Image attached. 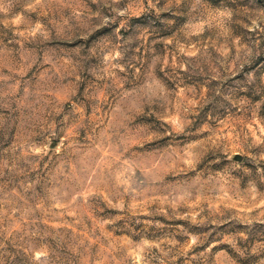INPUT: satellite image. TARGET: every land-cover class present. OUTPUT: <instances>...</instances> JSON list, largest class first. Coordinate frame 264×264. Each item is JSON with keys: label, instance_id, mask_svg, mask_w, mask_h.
Returning a JSON list of instances; mask_svg holds the SVG:
<instances>
[{"label": "rangeland", "instance_id": "1", "mask_svg": "<svg viewBox=\"0 0 264 264\" xmlns=\"http://www.w3.org/2000/svg\"><path fill=\"white\" fill-rule=\"evenodd\" d=\"M0 264H264V0H0Z\"/></svg>", "mask_w": 264, "mask_h": 264}]
</instances>
